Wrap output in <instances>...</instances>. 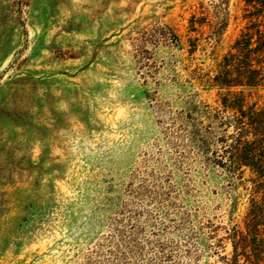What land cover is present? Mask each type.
<instances>
[{"label": "rangeland", "instance_id": "obj_1", "mask_svg": "<svg viewBox=\"0 0 264 264\" xmlns=\"http://www.w3.org/2000/svg\"><path fill=\"white\" fill-rule=\"evenodd\" d=\"M246 10L0 0V264H248L211 83Z\"/></svg>", "mask_w": 264, "mask_h": 264}, {"label": "trees", "instance_id": "obj_2", "mask_svg": "<svg viewBox=\"0 0 264 264\" xmlns=\"http://www.w3.org/2000/svg\"><path fill=\"white\" fill-rule=\"evenodd\" d=\"M244 2L248 22L211 83L226 90L220 106L227 114L224 129L230 134L222 166L247 171L251 184L244 231L237 234L233 247L235 260L240 251L248 264H264V0Z\"/></svg>", "mask_w": 264, "mask_h": 264}]
</instances>
